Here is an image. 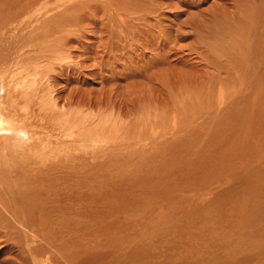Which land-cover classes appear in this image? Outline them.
Segmentation results:
<instances>
[{
    "label": "rangeland",
    "instance_id": "374dc122",
    "mask_svg": "<svg viewBox=\"0 0 264 264\" xmlns=\"http://www.w3.org/2000/svg\"><path fill=\"white\" fill-rule=\"evenodd\" d=\"M36 1L0 0L10 6L0 11ZM39 3L68 15L56 25L73 39L118 54L104 86L122 107L123 166L106 173V201H54L45 221L59 229L40 236L50 249L35 262L0 201V264H264V0ZM64 80L69 91L101 88ZM129 134L142 142L135 154Z\"/></svg>",
    "mask_w": 264,
    "mask_h": 264
},
{
    "label": "bare ground",
    "instance_id": "6f19581e",
    "mask_svg": "<svg viewBox=\"0 0 264 264\" xmlns=\"http://www.w3.org/2000/svg\"><path fill=\"white\" fill-rule=\"evenodd\" d=\"M40 1L19 11H0V201L11 202L34 262L37 252L50 249L40 236L59 229L53 216H47L49 225L45 221L56 210L54 201H106V173L121 171L126 145L117 88L108 94L104 86L108 64L117 68L114 47L73 39V28L56 25L68 15L42 13L46 6ZM74 73L81 86L99 82L98 94L69 91L64 77ZM258 94L262 100L264 93ZM131 137L127 149L135 154L133 145L142 142ZM51 261L48 256L40 264Z\"/></svg>",
    "mask_w": 264,
    "mask_h": 264
}]
</instances>
